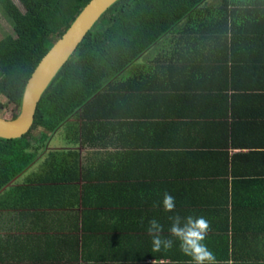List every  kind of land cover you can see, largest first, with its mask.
I'll return each mask as SVG.
<instances>
[{
  "label": "crops",
  "instance_id": "crops-1",
  "mask_svg": "<svg viewBox=\"0 0 264 264\" xmlns=\"http://www.w3.org/2000/svg\"><path fill=\"white\" fill-rule=\"evenodd\" d=\"M207 2L222 6L221 0ZM225 5L241 8L236 12L243 24L256 23L250 21L252 5L242 0ZM225 23L223 18L204 31H226ZM243 24L226 38L216 37L215 56L195 59L204 67L198 68V82L213 83L215 89L207 102L188 112L187 122H198L192 133L202 146L222 145L228 134L224 148L162 154L155 139L137 133L134 139L110 134L87 141L82 136L68 140L59 129L35 162L0 192V264H190L178 242L171 250H151L150 219L169 235L173 213L154 207L164 192L175 197L181 216L202 215L211 222L206 243L218 264H264V32ZM161 62L143 56L122 76L160 73L155 66ZM209 112L214 123L204 125L202 116ZM134 115L127 120H142L140 111ZM118 120L123 119H113ZM132 143L140 152L132 171H116V160ZM225 154L226 163L221 161ZM144 181L150 196H135Z\"/></svg>",
  "mask_w": 264,
  "mask_h": 264
},
{
  "label": "trees",
  "instance_id": "trees-1",
  "mask_svg": "<svg viewBox=\"0 0 264 264\" xmlns=\"http://www.w3.org/2000/svg\"><path fill=\"white\" fill-rule=\"evenodd\" d=\"M88 1L19 0L20 7L13 0H0L12 31L0 39V115L6 108L12 111L11 118L18 114L28 77ZM207 1L116 0L110 5L41 95L28 132L19 138H0V192L35 162L51 135L61 128L68 140L82 136L87 141H99L110 134L134 139L137 133L155 139L162 154L169 153L167 149L175 153L187 148V153L195 154L224 148L228 134L222 137V145L202 146L205 143H198L192 133L198 122H187L188 112L207 102L215 89L213 83L198 82V68L202 66L195 59L215 56L216 37L226 38L231 31L243 29V20L236 12L241 8L227 9V0H221L222 6L216 8ZM242 2L254 7L250 21L256 22L244 24L259 29L258 34L264 32V20L256 18L264 16V0ZM247 11L251 13L244 9ZM223 18L226 31H204ZM260 37L264 40V34ZM143 56L160 59L161 64L155 66L160 73L147 70L145 75L125 79V70ZM192 91L197 94L188 93ZM136 111L142 120L128 121ZM214 115L203 114L204 125L214 123ZM118 116L123 120L116 124L113 119ZM185 140L189 144H184ZM136 153H140L136 145L129 144L115 162L116 171H132ZM221 161L227 162L226 154ZM148 190L149 183L144 181L138 189L140 194H134L150 196Z\"/></svg>",
  "mask_w": 264,
  "mask_h": 264
},
{
  "label": "water",
  "instance_id": "water-1",
  "mask_svg": "<svg viewBox=\"0 0 264 264\" xmlns=\"http://www.w3.org/2000/svg\"><path fill=\"white\" fill-rule=\"evenodd\" d=\"M115 1L89 0L81 9L65 32L42 56L28 77L18 114L14 118L0 115V138H19L28 132L41 95L93 24Z\"/></svg>",
  "mask_w": 264,
  "mask_h": 264
},
{
  "label": "clouds",
  "instance_id": "clouds-1",
  "mask_svg": "<svg viewBox=\"0 0 264 264\" xmlns=\"http://www.w3.org/2000/svg\"><path fill=\"white\" fill-rule=\"evenodd\" d=\"M154 207H162L165 212L173 213L168 217L169 235L164 236V226L152 218L147 224V233L151 238L152 252L171 250L178 242L181 253L190 259V264H218L215 253L206 243L211 231V222L204 216H181L176 212V199L164 192L162 200Z\"/></svg>",
  "mask_w": 264,
  "mask_h": 264
},
{
  "label": "rangeland",
  "instance_id": "rangeland-1",
  "mask_svg": "<svg viewBox=\"0 0 264 264\" xmlns=\"http://www.w3.org/2000/svg\"><path fill=\"white\" fill-rule=\"evenodd\" d=\"M18 6L22 7L20 4L19 0H13ZM11 31V24L8 21V18L6 14L3 13L2 9L0 8V39L5 37L7 34H10ZM4 117L11 118L12 116V111L6 108L3 111ZM38 133V130L34 131V134ZM59 140V139H58ZM60 141V140H59Z\"/></svg>",
  "mask_w": 264,
  "mask_h": 264
}]
</instances>
